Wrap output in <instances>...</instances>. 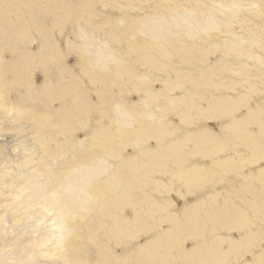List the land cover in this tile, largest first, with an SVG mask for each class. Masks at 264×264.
<instances>
[{
	"label": "bare ground",
	"instance_id": "bare-ground-1",
	"mask_svg": "<svg viewBox=\"0 0 264 264\" xmlns=\"http://www.w3.org/2000/svg\"><path fill=\"white\" fill-rule=\"evenodd\" d=\"M263 159L264 0H0V264H264Z\"/></svg>",
	"mask_w": 264,
	"mask_h": 264
},
{
	"label": "rangeland",
	"instance_id": "rangeland-1",
	"mask_svg": "<svg viewBox=\"0 0 264 264\" xmlns=\"http://www.w3.org/2000/svg\"><path fill=\"white\" fill-rule=\"evenodd\" d=\"M74 58H75V57H74ZM74 58H73V59L70 58L69 61H68V63H70V62H71V63H74V62H75V59H74ZM188 69H189V68H188ZM190 71H191V70H190ZM263 161H264V159H263ZM263 161H262V162L260 161V162L254 164V165L244 166L243 169H242V171L245 170L244 172H245L246 174H249V173H251V172L254 173V172L257 171L258 169L264 167V165H263L264 162H263ZM260 165H261L262 167H261ZM246 169H247V170H246ZM253 182L256 183L255 180H254ZM223 183H224V182H221V183L219 184V186H218V188H217V191L222 192V190L224 189V186H225V184H223ZM235 188H238V187L235 186ZM241 193H244V194L247 195V196L249 195V193H248L247 191H246V192L236 191L235 194L233 193L234 195H233V194L231 195V197L233 198L234 202L237 203V204H239V205L241 204V198H240V196H239V194H241ZM220 196H223V194H220ZM174 203H176V201H174ZM175 206H176L177 209H180V204H179V203H176ZM233 234H234V235H233ZM237 234H238V233H235L233 230H231V231H229V235H228V236H229L230 238H236V237H237ZM191 241H192V240H191ZM188 242H190V241H188ZM263 243H264V242H263ZM263 245H264V244H263ZM191 246H192V244H190V245H189V243L187 244V248H190Z\"/></svg>",
	"mask_w": 264,
	"mask_h": 264
}]
</instances>
